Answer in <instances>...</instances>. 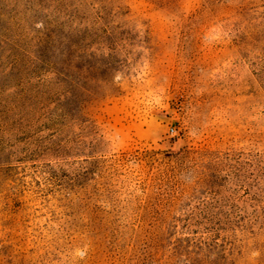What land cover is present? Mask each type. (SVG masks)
Masks as SVG:
<instances>
[{
  "label": "rangeland",
  "instance_id": "1",
  "mask_svg": "<svg viewBox=\"0 0 264 264\" xmlns=\"http://www.w3.org/2000/svg\"><path fill=\"white\" fill-rule=\"evenodd\" d=\"M0 264H264V0H0Z\"/></svg>",
  "mask_w": 264,
  "mask_h": 264
}]
</instances>
